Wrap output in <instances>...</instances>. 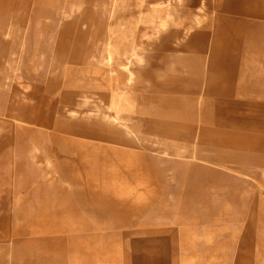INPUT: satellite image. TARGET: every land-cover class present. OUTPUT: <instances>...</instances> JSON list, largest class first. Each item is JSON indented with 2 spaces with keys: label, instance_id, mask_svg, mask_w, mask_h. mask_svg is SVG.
<instances>
[{
  "label": "rangeland",
  "instance_id": "374dc122",
  "mask_svg": "<svg viewBox=\"0 0 264 264\" xmlns=\"http://www.w3.org/2000/svg\"><path fill=\"white\" fill-rule=\"evenodd\" d=\"M110 1L0 0L30 17L0 38V264H264V0H206L212 24L143 37L132 75L104 56ZM119 74L129 125L94 110Z\"/></svg>",
  "mask_w": 264,
  "mask_h": 264
},
{
  "label": "bare ground",
  "instance_id": "6f19581e",
  "mask_svg": "<svg viewBox=\"0 0 264 264\" xmlns=\"http://www.w3.org/2000/svg\"><path fill=\"white\" fill-rule=\"evenodd\" d=\"M182 1L183 0H111L110 13L113 17L119 18V23L116 29H114L113 36L104 47L106 62L116 67L118 65L119 69L131 72L132 64L142 59L138 48L142 45L141 41L143 37H147L148 41L151 42L158 39L160 35L165 34L164 40L170 39V41L175 43L189 42L197 36L194 33L196 28L202 25L207 26L212 24V14L214 8L211 6L208 9L209 13H204L203 9L210 6V4L206 3V0H204L198 7L199 11H195L196 13H194V15L190 18L191 22H193L191 26H186L182 33L174 31L173 28H179V26L175 27L178 23L176 22L177 14L175 13V6L176 4H180ZM144 8L145 10H143ZM146 8L150 10L148 11L149 13L146 11ZM127 10H130L131 12L129 19L125 16V12ZM29 22L30 17H24L20 20V22L16 17H0V38L17 40L20 35V31L22 28L29 25ZM136 24L144 25L145 27H141ZM132 73L133 72H131V75ZM116 82L120 88H117L115 90L116 92L111 94V98L113 97V100L106 103L105 106L94 100L98 103L95 106L96 109L94 110H104V115L109 119L121 122L124 125H129L132 120V113L131 110H127L125 107V101L127 100L124 96L127 91L125 89L129 87L132 88V84L129 79H123L121 74H119V78ZM121 88H123V91L120 90ZM117 92L120 93V100L118 102L114 100V95ZM87 101V99L84 100V102ZM70 105L78 106V104L73 105L71 103ZM78 107L79 109H82L84 108V105H80ZM101 150H107V148H102ZM125 172L129 174L131 173L130 171ZM126 173L123 172L124 177L122 179L117 180V178H115L112 184L121 185L122 188L126 189L131 188L133 185L129 184L130 181L128 180L129 178H127ZM140 183L141 182L137 180V184Z\"/></svg>",
  "mask_w": 264,
  "mask_h": 264
},
{
  "label": "crops",
  "instance_id": "0c3cea01",
  "mask_svg": "<svg viewBox=\"0 0 264 264\" xmlns=\"http://www.w3.org/2000/svg\"><path fill=\"white\" fill-rule=\"evenodd\" d=\"M199 35V34H198ZM197 35V36H198ZM125 60V59H124ZM117 68L119 69V66L117 65ZM115 70H117V69H115ZM119 71V70H118ZM114 92H116V91H114ZM113 98V97H112ZM112 98H111V95H110V101H112ZM124 98H126V100L127 101H125V107H126V109L127 110H132V108H133V106H132V100H131V97H130V91L128 92V91H126V93H125V96H124ZM114 100L115 101H119L120 100V93L119 92H117L115 95H114ZM140 184H142V182L140 183ZM113 185V189H121L124 193H125V195H129L130 197H131V195L130 194H133V191H134V189H133V187H131V188H129V189H126V188H122L121 187V185H118V186H120L121 188H119V187H117V184H112ZM128 192V193H127ZM140 198L139 199H142L143 197H144V195H143V193L141 192V194L140 195H138Z\"/></svg>",
  "mask_w": 264,
  "mask_h": 264
}]
</instances>
